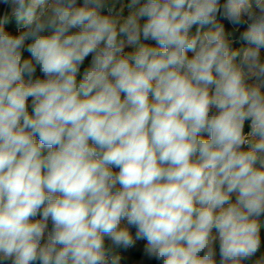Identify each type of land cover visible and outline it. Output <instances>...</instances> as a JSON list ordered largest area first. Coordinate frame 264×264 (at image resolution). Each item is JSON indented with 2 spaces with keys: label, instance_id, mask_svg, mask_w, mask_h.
<instances>
[{
  "label": "clouds",
  "instance_id": "1",
  "mask_svg": "<svg viewBox=\"0 0 264 264\" xmlns=\"http://www.w3.org/2000/svg\"><path fill=\"white\" fill-rule=\"evenodd\" d=\"M0 4V264H264V0Z\"/></svg>",
  "mask_w": 264,
  "mask_h": 264
},
{
  "label": "trees",
  "instance_id": "2",
  "mask_svg": "<svg viewBox=\"0 0 264 264\" xmlns=\"http://www.w3.org/2000/svg\"><path fill=\"white\" fill-rule=\"evenodd\" d=\"M4 7H5V5L0 4V19H1L2 14H3ZM20 23L21 22H19L16 19V17L10 16L7 19L5 27L7 29L12 30L13 32H16V31H18V28L20 27ZM192 31L195 32V26L193 27ZM240 42H241V44L243 43L242 41H240ZM24 55L27 56L28 53L25 52ZM262 59H264V57H262ZM246 130H248V124H246ZM261 241H262V245H264V240H261ZM119 255L121 256L120 264H133V261L128 256H132L134 258V260H136V261L140 260V259L149 260V258L144 255V245L143 244L135 245L133 248H131L129 255H125V254H119ZM153 262H154V264H158V261H156L155 259H153Z\"/></svg>",
  "mask_w": 264,
  "mask_h": 264
},
{
  "label": "crops",
  "instance_id": "3",
  "mask_svg": "<svg viewBox=\"0 0 264 264\" xmlns=\"http://www.w3.org/2000/svg\"><path fill=\"white\" fill-rule=\"evenodd\" d=\"M9 13H10V10H9ZM141 43H152V42L151 41H143V40H141ZM131 50H132V48H126V51H131ZM262 219H264V217H262ZM261 233L264 234V227H262ZM134 234H135V232H133V235ZM130 249H126V250L125 249H120L118 251V253L119 254L129 255L130 254ZM262 249H264V245H262ZM128 257L132 258L131 260L133 261V264H154L153 259H149V260L140 259V260L136 261V260H134V258L132 256H128ZM216 260H217V264H219V255L218 254H217Z\"/></svg>",
  "mask_w": 264,
  "mask_h": 264
},
{
  "label": "built area",
  "instance_id": "4",
  "mask_svg": "<svg viewBox=\"0 0 264 264\" xmlns=\"http://www.w3.org/2000/svg\"><path fill=\"white\" fill-rule=\"evenodd\" d=\"M5 16L7 17V19L10 17V16H14L11 14V12L9 13V10L8 8L5 6L4 7V10H3V14H2V17L0 19V22L3 23L4 27L6 26V22H7V19H5ZM15 17V16H14ZM18 30H22L21 27L18 28ZM126 51V49H125ZM262 57H264V49H262ZM250 127V125L248 124V128ZM51 227V224L49 223V228ZM135 235V234H134ZM139 244H143L145 246L146 244V241L144 240H139L136 242L135 245H139Z\"/></svg>",
  "mask_w": 264,
  "mask_h": 264
},
{
  "label": "water",
  "instance_id": "5",
  "mask_svg": "<svg viewBox=\"0 0 264 264\" xmlns=\"http://www.w3.org/2000/svg\"><path fill=\"white\" fill-rule=\"evenodd\" d=\"M222 2H223V0H222ZM220 22H221V23H224L226 26H228V25H227V21L220 20ZM228 27H230V26H228ZM240 30L243 31L244 28L241 27ZM240 45H241V42L239 41V42H237V43L234 45V47H240ZM132 231L134 232V230H132ZM261 240H264V234H262V233H261ZM130 259H132V258H130Z\"/></svg>",
  "mask_w": 264,
  "mask_h": 264
},
{
  "label": "rangeland",
  "instance_id": "6",
  "mask_svg": "<svg viewBox=\"0 0 264 264\" xmlns=\"http://www.w3.org/2000/svg\"><path fill=\"white\" fill-rule=\"evenodd\" d=\"M242 50V49H241Z\"/></svg>",
  "mask_w": 264,
  "mask_h": 264
}]
</instances>
